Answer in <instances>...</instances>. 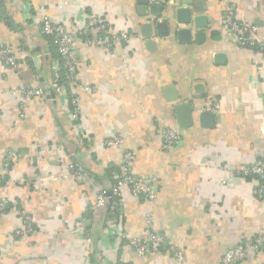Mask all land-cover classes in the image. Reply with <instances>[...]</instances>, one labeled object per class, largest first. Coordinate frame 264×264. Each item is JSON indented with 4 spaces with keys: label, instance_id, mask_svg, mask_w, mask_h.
Here are the masks:
<instances>
[{
    "label": "crops",
    "instance_id": "1",
    "mask_svg": "<svg viewBox=\"0 0 264 264\" xmlns=\"http://www.w3.org/2000/svg\"><path fill=\"white\" fill-rule=\"evenodd\" d=\"M234 3L264 37V0H0V45L18 58L16 68L0 62V200L8 202L0 264H221L227 248L264 234L257 180L239 173L264 156L262 55L224 34ZM179 8L190 11V23L176 22ZM45 14L70 31L98 16L129 35L111 49L74 41L76 86L68 93L79 97L76 120L65 112L67 98L51 93ZM38 85L44 97L8 93ZM204 111L212 118L202 119ZM167 127L179 140L164 150ZM113 134L120 146H103ZM125 151L135 153L132 174L156 187L150 203L125 192L113 226L141 236L151 209L163 241L142 256L114 243L105 208H90L95 186L113 183ZM69 163L89 179L75 181ZM21 213L33 231L16 237ZM263 261L248 250L236 264Z\"/></svg>",
    "mask_w": 264,
    "mask_h": 264
},
{
    "label": "built area",
    "instance_id": "2",
    "mask_svg": "<svg viewBox=\"0 0 264 264\" xmlns=\"http://www.w3.org/2000/svg\"><path fill=\"white\" fill-rule=\"evenodd\" d=\"M234 5L224 17V34L231 38L239 48H252L262 55L261 72L264 74V37L258 32V26L249 19L239 15ZM41 28L45 35L52 39L56 47L57 58L54 57V69L51 78L50 88L52 96L67 98L65 112L72 119H77L80 114L79 97L76 94H69L68 88L76 86V55L72 45L76 39H82L86 44L111 49L117 42L126 41L129 37L126 31H114L110 25L99 18L91 16L79 31H70L64 25L54 22L48 15L41 18ZM49 52V51H48ZM48 52H44L47 53ZM0 62L7 66L16 68L18 66L17 55L7 45H0ZM88 90V87H83ZM9 94H25L28 97H44L45 90L41 85L23 90L20 88L8 90ZM22 106V105H21ZM179 140V134L172 128H165L161 139L162 149L171 148ZM122 143L118 135H110L104 139L102 145L105 147H117ZM12 155H9V157ZM135 157L133 151H125L121 154L113 183L109 187L96 185L95 195L90 205L92 211L105 208L107 211V226L112 227L111 231L114 243L120 242L131 246L137 255L142 256L147 252L158 251L162 245V237L152 227V211L145 209L144 228L141 236H127L122 231L113 229L120 221V209L125 192L133 196L143 198L147 203L155 199L156 187L152 178L134 176L130 170L131 162ZM77 182L88 180L86 170L78 163H69L66 168ZM240 175L249 176L257 180L255 195L259 201L264 203V156L254 161L251 165L241 168ZM7 201L0 200V213L7 209ZM83 222V220H82ZM80 233L85 235L87 242L90 239L85 234L84 224ZM33 231L30 217L20 214V225L14 230V236L22 237ZM248 250H255L264 256V234L253 237H246L240 242L230 246L221 257V264H236L242 260ZM177 260L181 254H175ZM264 264V261L263 263Z\"/></svg>",
    "mask_w": 264,
    "mask_h": 264
},
{
    "label": "water",
    "instance_id": "3",
    "mask_svg": "<svg viewBox=\"0 0 264 264\" xmlns=\"http://www.w3.org/2000/svg\"><path fill=\"white\" fill-rule=\"evenodd\" d=\"M144 2H146V1H144ZM155 7H158V6H155ZM152 10H153V8H152ZM174 17H175V20H176L177 23H185V24H187V23H190V21H191L190 11L187 10L186 8L177 9L176 12H175V16ZM200 19L201 18H197V17L194 18V24L197 25V26H201V23H199ZM200 117L202 119H206V118L210 119V118H212V115L209 112H207V111L205 112L204 111V112H201Z\"/></svg>",
    "mask_w": 264,
    "mask_h": 264
},
{
    "label": "trees",
    "instance_id": "4",
    "mask_svg": "<svg viewBox=\"0 0 264 264\" xmlns=\"http://www.w3.org/2000/svg\"><path fill=\"white\" fill-rule=\"evenodd\" d=\"M44 36L49 40V43H50V47H49V52H50V54H51V56L52 57H55V58H57V52H56V47L53 45V43H52V39L49 37V36H47V35H45L44 34ZM117 170V169H116ZM7 207H8V203H7Z\"/></svg>",
    "mask_w": 264,
    "mask_h": 264
}]
</instances>
